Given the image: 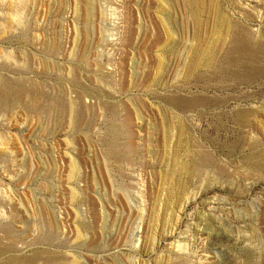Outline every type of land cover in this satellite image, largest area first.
Wrapping results in <instances>:
<instances>
[{
    "label": "rangeland",
    "instance_id": "1",
    "mask_svg": "<svg viewBox=\"0 0 264 264\" xmlns=\"http://www.w3.org/2000/svg\"><path fill=\"white\" fill-rule=\"evenodd\" d=\"M0 264H264V0H0Z\"/></svg>",
    "mask_w": 264,
    "mask_h": 264
}]
</instances>
